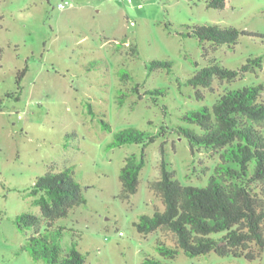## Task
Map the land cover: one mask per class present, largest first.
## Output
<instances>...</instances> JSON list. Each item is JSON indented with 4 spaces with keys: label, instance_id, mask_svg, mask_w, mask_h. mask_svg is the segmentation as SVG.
<instances>
[{
    "label": "rangeland",
    "instance_id": "1",
    "mask_svg": "<svg viewBox=\"0 0 264 264\" xmlns=\"http://www.w3.org/2000/svg\"><path fill=\"white\" fill-rule=\"evenodd\" d=\"M208 1L0 0V264H44L22 250L31 231L20 232L15 219L24 213L41 219L33 184L65 169L72 171L85 204L56 220L54 228L64 229L62 250L75 244L86 264H142L145 258L162 264H264V253L252 262L213 252L190 258L179 251L167 259L156 247L159 239L173 247L169 235L143 236L133 226L141 216L163 211L148 188L159 178L162 160L182 185L203 187L215 176L219 153L191 151L174 132L188 127L182 116L211 107L229 90L264 88L259 40L239 36L233 48L209 50V43L184 36L202 25L264 35V0H232L220 10L208 8ZM256 57L263 58L262 68L239 74L231 84L194 89L186 83L211 61L237 69ZM151 61H170V72H150ZM23 69L17 101L7 95H17ZM153 90L165 94H146ZM127 128L164 133L145 149L137 191L125 201L120 170L125 158L140 156L141 146L109 144Z\"/></svg>",
    "mask_w": 264,
    "mask_h": 264
},
{
    "label": "trees",
    "instance_id": "2",
    "mask_svg": "<svg viewBox=\"0 0 264 264\" xmlns=\"http://www.w3.org/2000/svg\"><path fill=\"white\" fill-rule=\"evenodd\" d=\"M232 0H209L210 9H225ZM185 37H193L200 44L209 43V50L221 45L233 48L239 36H247L264 44V35L248 33L234 27L193 26ZM131 51L136 55L135 47ZM208 55V52H205ZM263 58H248L237 69H228L211 61L197 70L187 85L196 89H209L215 82L233 83L239 74L253 73L262 68ZM170 61H151L149 71L164 69L170 72ZM26 69L16 79L17 95L7 97L19 100L20 82ZM122 78H128L121 75ZM136 91V89H135ZM261 84L229 90L222 94L211 107L187 112L182 121L188 127L176 126L174 132L185 139L191 151L205 150L219 153L220 164L215 168L206 186L182 185L175 172L163 160L159 178L148 183L149 190L159 198L163 211L152 216L143 215L133 226L140 235L164 233L171 237L173 247L164 240L157 241L160 256L173 259L179 251L187 257L207 255L243 258L252 262L264 253V100ZM146 94L163 96L164 90L147 91ZM105 130L109 126L102 122ZM164 133L146 134L134 128L117 132L109 149L127 144L141 146L140 156L125 158L120 170V198L127 201L136 193L139 174L145 166V149ZM31 195L39 197L41 219L24 213L15 219L16 228L28 230L22 250L34 262L44 264H86L85 256L76 245L64 251L59 245L63 228H54V222L65 218L73 208L85 204L80 186L70 169L47 173L35 180ZM44 227L41 229V223ZM142 264H162L145 258Z\"/></svg>",
    "mask_w": 264,
    "mask_h": 264
},
{
    "label": "built area",
    "instance_id": "3",
    "mask_svg": "<svg viewBox=\"0 0 264 264\" xmlns=\"http://www.w3.org/2000/svg\"><path fill=\"white\" fill-rule=\"evenodd\" d=\"M58 7L62 9L65 7V5L63 3H60V4H58Z\"/></svg>",
    "mask_w": 264,
    "mask_h": 264
}]
</instances>
